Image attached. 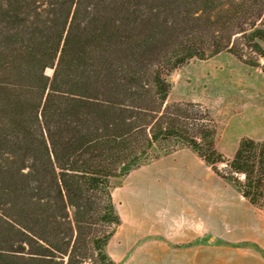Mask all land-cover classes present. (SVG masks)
Returning <instances> with one entry per match:
<instances>
[{
    "label": "trees",
    "instance_id": "trees-1",
    "mask_svg": "<svg viewBox=\"0 0 264 264\" xmlns=\"http://www.w3.org/2000/svg\"><path fill=\"white\" fill-rule=\"evenodd\" d=\"M224 51L264 72V0H0V264H118L113 179L183 147L264 211V139L168 101Z\"/></svg>",
    "mask_w": 264,
    "mask_h": 264
},
{
    "label": "crops",
    "instance_id": "crops-1",
    "mask_svg": "<svg viewBox=\"0 0 264 264\" xmlns=\"http://www.w3.org/2000/svg\"><path fill=\"white\" fill-rule=\"evenodd\" d=\"M133 172L113 190L128 228L108 244L118 264H264V211L192 149Z\"/></svg>",
    "mask_w": 264,
    "mask_h": 264
},
{
    "label": "rangeland",
    "instance_id": "rangeland-1",
    "mask_svg": "<svg viewBox=\"0 0 264 264\" xmlns=\"http://www.w3.org/2000/svg\"><path fill=\"white\" fill-rule=\"evenodd\" d=\"M47 72L52 74L51 69ZM169 80L168 101H199L209 107L219 124L218 148L227 156L234 154L244 136L264 139V72L260 67L247 65L224 51L209 59L190 60L173 70ZM133 175L132 171L113 179L117 196ZM124 223L122 219V227ZM127 229L123 227L124 232ZM113 247L108 248L109 253Z\"/></svg>",
    "mask_w": 264,
    "mask_h": 264
},
{
    "label": "bare ground",
    "instance_id": "bare-ground-1",
    "mask_svg": "<svg viewBox=\"0 0 264 264\" xmlns=\"http://www.w3.org/2000/svg\"><path fill=\"white\" fill-rule=\"evenodd\" d=\"M115 195H116V193H115Z\"/></svg>",
    "mask_w": 264,
    "mask_h": 264
},
{
    "label": "water",
    "instance_id": "water-1",
    "mask_svg": "<svg viewBox=\"0 0 264 264\" xmlns=\"http://www.w3.org/2000/svg\"><path fill=\"white\" fill-rule=\"evenodd\" d=\"M53 71V70H52Z\"/></svg>",
    "mask_w": 264,
    "mask_h": 264
}]
</instances>
